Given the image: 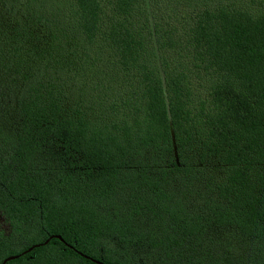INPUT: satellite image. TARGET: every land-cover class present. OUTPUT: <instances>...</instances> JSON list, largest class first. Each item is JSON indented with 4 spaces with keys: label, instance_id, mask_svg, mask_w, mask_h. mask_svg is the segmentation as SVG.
I'll list each match as a JSON object with an SVG mask.
<instances>
[{
    "label": "trees",
    "instance_id": "16d2710c",
    "mask_svg": "<svg viewBox=\"0 0 264 264\" xmlns=\"http://www.w3.org/2000/svg\"><path fill=\"white\" fill-rule=\"evenodd\" d=\"M14 254L264 264V0H0Z\"/></svg>",
    "mask_w": 264,
    "mask_h": 264
},
{
    "label": "water",
    "instance_id": "95a60500",
    "mask_svg": "<svg viewBox=\"0 0 264 264\" xmlns=\"http://www.w3.org/2000/svg\"><path fill=\"white\" fill-rule=\"evenodd\" d=\"M52 237H56V238H60V239H61V237H60L59 235L54 234V235L49 236V237H48L43 243H46V242H47L50 238H52ZM40 244H41V243H40ZM40 244H39V243L34 244L33 246L29 247L28 249H26V250L23 251L22 253H25V252L31 250L33 247H35V246H39ZM19 255H20V254L9 255V256H7L6 258H4L0 264H5L8 260L14 259V258L18 257ZM94 261H96V262L99 263V264H104L103 262H100V261H98V260H94Z\"/></svg>",
    "mask_w": 264,
    "mask_h": 264
}]
</instances>
